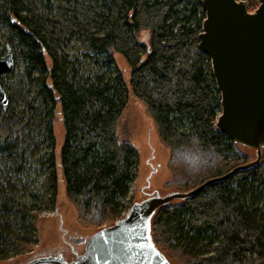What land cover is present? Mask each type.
Masks as SVG:
<instances>
[{"label": "trees", "instance_id": "1", "mask_svg": "<svg viewBox=\"0 0 264 264\" xmlns=\"http://www.w3.org/2000/svg\"><path fill=\"white\" fill-rule=\"evenodd\" d=\"M84 1L100 6L101 30L75 33L96 53L82 58L58 51L60 40L45 30L30 0H0V29L22 64L24 81L36 89L34 100L23 99L27 110L13 111L15 94L7 111L0 105V261L30 254L38 240V215L29 217L31 211L15 199L21 190L38 198L21 184V175L31 169L45 174L43 200L55 203L58 106L65 193L79 221L99 230L129 211L125 200L140 154L118 135L130 90L116 53L129 64L130 86L170 150L174 190H191L256 159L254 150L216 127L221 94L211 59L199 47L206 17L201 0ZM143 31H149V44L139 40ZM13 72L1 79L8 90L5 81ZM32 130L40 131L29 137ZM263 205L264 148L257 166L160 208L153 238L173 264H264Z\"/></svg>", "mask_w": 264, "mask_h": 264}, {"label": "water", "instance_id": "2", "mask_svg": "<svg viewBox=\"0 0 264 264\" xmlns=\"http://www.w3.org/2000/svg\"><path fill=\"white\" fill-rule=\"evenodd\" d=\"M258 1L259 8L251 14L243 0H201L206 17L199 43L201 51L211 59L221 94V113L216 127L235 144L254 150L256 159L224 177L208 180L188 191L172 190L161 194L156 190L148 194L133 203L114 224L94 232L83 242V252L73 251L75 257L70 261L57 252L33 258L25 264H173L153 238L152 224L158 210L174 201L194 197L210 184L225 180L237 171L257 166L262 160L264 0ZM15 64L13 48L7 44V53H0V105L4 111L8 110L10 100L1 79ZM71 247L74 248L73 244Z\"/></svg>", "mask_w": 264, "mask_h": 264}, {"label": "rangeland", "instance_id": "3", "mask_svg": "<svg viewBox=\"0 0 264 264\" xmlns=\"http://www.w3.org/2000/svg\"><path fill=\"white\" fill-rule=\"evenodd\" d=\"M30 2L31 9L38 15L43 16L42 24L45 30L52 32L53 36L60 40L58 51L61 54L82 58L84 54L90 56L96 54L87 44L78 39L75 33L82 30L92 32L101 30L100 18L97 15L101 11L100 6L84 0H69L68 2L30 0ZM47 4L51 8H48ZM4 34V30L0 29L1 55L7 53L8 42ZM139 40L142 43L149 44V31L141 32ZM115 57L130 90L128 106L118 125V135L121 140L129 141L140 154V164L135 171V179L131 185L130 194L125 200L126 206L131 208L133 203L146 198L148 194L156 190L161 194L174 190L173 185H170L173 183L169 168L171 154L170 150L160 141L157 126L150 117L146 105L134 94L130 86L131 68L129 64L122 54L116 53ZM48 64L50 65L49 60ZM24 80L22 64L17 61L13 74L7 77L5 81L10 89L4 87L8 97L15 94L12 105L15 112L27 110L28 106L23 99L31 102L35 98V86ZM60 108L58 106L54 123L56 136L55 158L58 175V193L55 203L52 205L43 200V196L47 192L45 174L39 175L31 169L21 175V184L30 188V191L36 193L38 198H32L31 194L27 193L28 191L21 190L15 199L20 205H26L28 211H31L29 217L32 213L38 215L34 230L38 240L30 254L0 261V264H25L33 258L48 256L57 252H61L64 258L70 261L74 257V252L70 250L71 245L69 242L73 244V251L81 253L84 250L83 242L98 230V228L79 221L76 209L66 197L60 162V153L65 137ZM39 131L32 130L29 137L37 136ZM36 145L37 143L30 148V152L35 150ZM41 150V155L45 154L46 150L44 148H41ZM36 160L37 158L31 160L34 168L39 166L33 164ZM64 231L65 237H63Z\"/></svg>", "mask_w": 264, "mask_h": 264}, {"label": "built area", "instance_id": "4", "mask_svg": "<svg viewBox=\"0 0 264 264\" xmlns=\"http://www.w3.org/2000/svg\"><path fill=\"white\" fill-rule=\"evenodd\" d=\"M246 4H247L248 12L251 13V14L255 13L257 11V9L259 8V6H260V3H259L258 0L253 1L252 3L251 2H246Z\"/></svg>", "mask_w": 264, "mask_h": 264}, {"label": "flooded vegetation", "instance_id": "5", "mask_svg": "<svg viewBox=\"0 0 264 264\" xmlns=\"http://www.w3.org/2000/svg\"><path fill=\"white\" fill-rule=\"evenodd\" d=\"M66 243H67V242H66ZM69 244H70V243H69ZM70 245H71V244H70ZM70 245H69V246H70ZM69 248H70V250L73 252V249H72V247L70 246ZM74 257H75V255H74ZM74 257H73V258H74Z\"/></svg>", "mask_w": 264, "mask_h": 264}]
</instances>
